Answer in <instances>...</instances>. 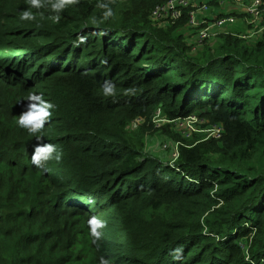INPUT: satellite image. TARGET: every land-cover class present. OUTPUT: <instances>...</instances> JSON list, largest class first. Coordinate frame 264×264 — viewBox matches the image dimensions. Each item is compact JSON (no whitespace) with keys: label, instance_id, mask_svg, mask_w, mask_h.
I'll use <instances>...</instances> for the list:
<instances>
[{"label":"trees","instance_id":"obj_1","mask_svg":"<svg viewBox=\"0 0 264 264\" xmlns=\"http://www.w3.org/2000/svg\"><path fill=\"white\" fill-rule=\"evenodd\" d=\"M29 7L0 0V210L13 211L0 216V264H264V34L192 53L183 24L150 32V13L125 0H73L58 24L48 7L21 21ZM30 94L56 105L36 134L16 123ZM159 110L222 133L181 139L165 167L144 153ZM48 143L62 158L37 168Z\"/></svg>","mask_w":264,"mask_h":264},{"label":"built area","instance_id":"obj_2","mask_svg":"<svg viewBox=\"0 0 264 264\" xmlns=\"http://www.w3.org/2000/svg\"><path fill=\"white\" fill-rule=\"evenodd\" d=\"M239 9V15L230 13H218L214 19L205 15L213 9L225 8L228 0H168L158 4L153 12V20L159 22L160 27L174 25H186L191 29L190 45L192 53H196L208 41L221 34H232L228 28L235 26L242 18L247 28L245 33L237 36L243 40H249L264 34V0H231ZM186 20L185 23H182ZM193 118V117H192ZM220 128V127H219ZM222 129L217 130L219 137Z\"/></svg>","mask_w":264,"mask_h":264},{"label":"rangeland","instance_id":"obj_3","mask_svg":"<svg viewBox=\"0 0 264 264\" xmlns=\"http://www.w3.org/2000/svg\"><path fill=\"white\" fill-rule=\"evenodd\" d=\"M162 0H125V4L130 8L131 12L138 13L147 11L150 14L142 19L141 27H146L155 30L164 31L165 27H160L159 22L153 20L151 14L154 6ZM162 3V2H161ZM159 4V3H158ZM157 4V5H158ZM178 33H184L187 37L189 30L184 25L178 27ZM9 54V53H8ZM6 51L0 49V57H5ZM16 56L15 58H18ZM1 111H11V105H5L0 107ZM144 124L143 120L133 121L130 129L132 131ZM154 127L148 124L150 132L144 139V153L148 156L161 160L167 166L175 165L177 158L179 157V147L181 139L191 138L194 134L205 133L209 136H216L219 126L213 125L209 122L202 121L197 117L193 118H179L175 121L168 120L161 114V111H157L156 116L152 120ZM8 207V206H7ZM10 208V207H8ZM13 211L10 209L0 210V216L4 217V220H8V215H11ZM98 218L96 215L91 216ZM101 221V218H98ZM5 223L7 221H4ZM100 234L101 230H97ZM95 237V236H94ZM101 237L99 236L98 239Z\"/></svg>","mask_w":264,"mask_h":264},{"label":"clouds","instance_id":"obj_4","mask_svg":"<svg viewBox=\"0 0 264 264\" xmlns=\"http://www.w3.org/2000/svg\"><path fill=\"white\" fill-rule=\"evenodd\" d=\"M72 2L73 0H27V3L30 5V7L20 12L19 19L21 21H35L36 14L33 13L31 9H41L48 7L52 13H55L54 15H50L48 19L52 23L58 24L61 19L60 13L63 12L65 7ZM99 7L107 9V11H105L103 14L104 19H107L113 15L108 4H99ZM184 26L186 27V25ZM102 91L104 96H115L117 92L116 85L112 81H105ZM27 100L30 103L26 106V110L19 115L16 123L19 127L26 129L29 134H36L39 133L49 121L53 114V110L56 108V105L45 100L43 95L30 94L27 97ZM61 158L62 152L58 151L56 145L51 143L36 146L31 157L32 163L37 168H42L46 162L51 160L59 162ZM44 170L46 171L47 169L45 168ZM88 223L91 226L92 235L98 239L100 233L97 231V229L104 226L103 222L96 217H92ZM101 264H107V261H104L103 258H101Z\"/></svg>","mask_w":264,"mask_h":264},{"label":"crops","instance_id":"obj_5","mask_svg":"<svg viewBox=\"0 0 264 264\" xmlns=\"http://www.w3.org/2000/svg\"><path fill=\"white\" fill-rule=\"evenodd\" d=\"M238 11H239V9H237L236 5L234 3H232L231 0H228V3L226 4L225 8L218 9V10L213 9L210 13H208L205 16L207 18H209V19H214L216 14H218V13H230V14H233V15H239ZM186 27L189 30V33H188L187 37L185 36V38H186L187 42L190 43V39H191V36H192V34H191L192 31L189 28V26H186ZM228 29H229L228 32H231L232 34H240V33H245L247 31V28H246L242 18H239V20H238V22H237V24L235 26H232V27H230ZM218 38H216V39L212 40L211 42L207 43L206 46L213 45ZM261 40H262V36H256V37H254L252 39L245 40V42L247 44H249V45H255L256 43L260 42Z\"/></svg>","mask_w":264,"mask_h":264}]
</instances>
